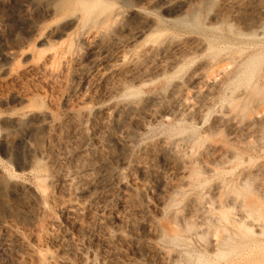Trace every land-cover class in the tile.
<instances>
[{"label":"rangeland","instance_id":"obj_1","mask_svg":"<svg viewBox=\"0 0 264 264\" xmlns=\"http://www.w3.org/2000/svg\"><path fill=\"white\" fill-rule=\"evenodd\" d=\"M76 1L0 0V186H6V190L0 189L4 197H0V264H236L238 254L218 257L220 250L211 243L215 231L223 227L228 237L231 234L230 238L240 241L241 226L236 218L243 216L242 208L246 224L264 219L262 212H247L250 206L256 209L264 204V47L246 50L210 101L201 124L197 118H189L183 104L173 101L191 96L190 76L201 65L220 64L228 52L215 46L208 53L189 55L191 59L185 58L180 68L169 69L162 56L152 55L150 50L174 36L180 38L172 39L184 38L176 30L175 17L191 20L198 13L206 27L221 8L220 0H184L180 9L168 10L161 7V0H100L92 17L80 21L77 16L82 9ZM261 3L264 0H243L234 17L226 16L223 34L244 41L239 32H246L249 24L242 21L252 20ZM136 5L145 12L134 10ZM102 7V12L106 8L104 14L99 10ZM103 18L108 20L101 28ZM151 23L158 28L138 39L124 29ZM99 27L108 32L100 33ZM162 29L165 35L157 36ZM62 30L66 33L58 36ZM106 46L109 51L103 54ZM97 54L104 58L95 65L92 61ZM250 58L258 59V64L253 82L245 85L238 72ZM151 100H157L156 106ZM130 104L144 108L142 118L129 114ZM163 109L167 118H155V112ZM43 112L54 117L51 128L41 132L38 141L50 162L31 168L12 147L30 121ZM137 118H141L140 124ZM77 124L83 131L76 143L67 146V154L77 157L80 168L92 159L96 167L100 164L92 172L95 183L101 181L102 172L111 181L110 187L92 198L78 194L84 185L74 184L70 177L62 179L55 163L62 154V141ZM81 140L88 144L81 145ZM83 151H87L86 157ZM178 153L184 161L170 165L167 156ZM110 171L114 173L108 175ZM190 171L199 176L191 177ZM18 184L28 186L25 200L15 196ZM206 204L215 209L209 213L212 221L207 229L199 226L198 218L202 214L199 208ZM74 206L76 213L69 209ZM190 222L199 224L197 232L184 229ZM213 227L219 229L212 235ZM177 232L181 242L159 236L172 237ZM247 240L252 241V236ZM244 250L240 248L238 253H249V247ZM208 258L211 263H206Z\"/></svg>","mask_w":264,"mask_h":264},{"label":"bare ground","instance_id":"obj_2","mask_svg":"<svg viewBox=\"0 0 264 264\" xmlns=\"http://www.w3.org/2000/svg\"><path fill=\"white\" fill-rule=\"evenodd\" d=\"M102 1V0H101ZM100 0H77L75 3H79V6L81 7L82 11L80 12L81 14L77 17H80L79 21L81 20V18H89V17H92L91 14H93V10L97 7L98 9V6L100 7V3H102ZM118 1V0H117ZM200 1V0H199ZM202 1V0H201ZM221 1V8L215 13V15L213 16L212 20L209 21L208 25L205 27L203 26L202 22L200 21L199 19V16L197 14H194L193 13V16L192 18H190L191 20H188L186 19V17L184 16H181V17H175L173 19V21L175 23H177L179 25L178 28H176V30H178L179 33H181L182 35H184V38L181 37V39L179 40H176L177 38H180L179 36L178 37H172V38H176V39H168L164 42L163 45L161 46H157L156 45H153V47L151 48L150 50V53L153 55L155 53H158L159 55L162 56L163 58V62L166 64L167 67H169V69H173V68H177L179 67V65L184 62L183 60L186 58V59H191V58H187L189 55H193L195 54L196 52H201V53H205L208 51L210 52L215 46H220L222 48H224L225 51L228 52V54L226 55L225 59L223 60V62H221L220 64L218 62H216L217 64L213 65L212 63H206L203 62V65L204 66H200L195 72H194V75L193 77L191 78L190 76V79L192 80V83H193V87H194V90L191 89V96H186L183 100L182 99H176L174 100L173 102L177 103V104H183L184 105V111L185 113H187V115H189V118L191 117H195L197 118L200 122L202 121L203 122V118L205 117V113L206 111H208L207 109V106L209 105L210 101L212 99H214V97L217 95L216 92L217 90L220 89V86L222 84L223 85V82L224 80H226L227 76L230 75V73L232 72L233 69H235V65L241 61L243 55L245 54L246 50L249 49V50H258L262 47H264V5L263 3H261L262 5L259 4L260 8H259V11H258V8L256 9L258 12L256 14V16L250 20L249 22L248 21H242L243 24L245 25H248L249 24V28L248 30H246V32L243 33V31L239 32V36H241L242 39H244V41H240V40H235L231 37H228V36H225L222 32V25L224 23H227V22H224L226 16H233V13L235 11V9L238 7V5L243 1V0H220ZM108 2V1H107ZM110 2V0H109ZM150 2V1H149ZM148 2V3H149ZM182 2H184V0H161V7L165 10H168V9H174V7H176V9H180V4H182ZM195 2V1H194ZM112 3H114V1L112 0ZM200 3V2H199ZM202 3V2H201ZM111 4V3H109ZM105 5V4H104ZM103 5V6H104ZM195 5V4H194ZM254 5V4H253ZM77 6V4H76ZM106 6V5H105ZM137 6V5H136ZM196 7V6H194ZM241 7V6H240ZM243 7V5H242ZM258 7V6H257ZM159 8V7H158ZM102 8H100L99 10H101V13L104 14V10L106 9L104 7V10L102 12ZM134 10H137V11H141L143 12L144 9L142 7H133ZM198 9V8H197ZM245 9V7H244ZM49 10V11H48ZM47 11L50 12L52 9L49 8ZM239 10V9H238ZM73 11V10H72ZM78 11V10H76ZM254 11V14H255V10ZM145 12V11H144ZM198 12V11H197ZM46 13V12H45ZM152 13V12H151ZM237 14V12L235 13ZM234 14V15H235ZM247 14V13H246ZM71 15V14H69ZM74 16V15H73ZM76 16V15H75ZM95 16V15H94ZM101 16V15H100ZM103 16V15H102ZM76 17V18H77ZM108 17V16H107ZM120 17V15H119ZM118 17V18H119ZM234 17V16H233ZM245 17V16H244ZM97 18V17H95ZM110 18V17H109ZM116 18V16H115ZM98 19V18H97ZM249 19V18H248ZM77 21V19H75ZM83 20V19H82ZM95 20V19H94ZM107 18H103V20L99 21V26L102 28L104 25H106L107 23ZM74 21V19H73ZM116 21V20H114ZM93 22V21H92ZM110 22V21H109ZM160 22V21H158ZM75 23V21H74ZM87 23V22H86ZM167 23V22H165ZM98 24V22L96 23ZM73 25V24H72ZM103 25V26H102ZM157 23H151V25H147V26H142L140 28H134V27H131V26H126L124 29L127 30L129 32V34H131L132 36H130L131 38L133 39H138V37H145L147 36L148 34H152V32L154 31V28H158L157 27ZM162 25V24H161ZM166 25V24H165ZM206 25V24H205ZM232 25V24H231ZM168 26V24L166 25ZM229 26V25H228ZM100 27L98 28L99 29V32L102 33L103 29H100ZM163 27V25H162ZM231 27V26H230ZM69 28V27H68ZM71 28V27H70ZM106 28V27H104ZM166 29V28H165ZM168 29V28H167ZM233 29V28H232ZM68 30V29H67ZM108 30V29H107ZM228 30V29H227ZM226 30V31H227ZM231 31V29H229ZM235 30V29H234ZM239 30V29H238ZM122 31V30H121ZM159 31L158 32V35L157 36H162V35H165L164 33L166 32L165 30H157ZM105 32V30L103 31V33ZM108 31H106L105 33H107ZM66 32L64 30L60 31L58 33V36H62L63 34H65ZM102 33V34H103ZM227 33V32H226ZM233 33V32H232ZM235 33V32H234ZM238 33V31L236 32ZM57 34V33H56ZM99 34V33H98ZM157 34V33H156ZM154 35V34H153ZM101 36V35H100ZM105 36V35H104ZM108 36V35H107ZM156 36V37H157ZM239 36H237L236 38H238ZM151 37V36H150ZM233 37V36H232ZM58 38V37H57ZM150 39V38H148ZM159 39V38H158ZM240 39V38H239ZM108 40V39H107ZM162 40V39H161ZM160 40V41H161ZM115 41V40H114ZM152 44L155 42L154 40H152ZM49 42V41H48ZM116 42V41H115ZM157 42V40H156ZM103 43V41H102ZM109 43V42H107ZM113 43V41H112ZM160 43V42H159ZM104 44H105V41H104ZM151 44V43H149ZM162 44V43H161ZM116 45V43H115ZM113 47V46H112ZM150 49V48H149ZM264 49V48H263ZM112 50V49H111ZM109 51V46H106V49H105V53H107ZM147 52V51H146ZM213 52V51H212ZM97 53V52H96ZM10 54V53H9ZM103 54L100 55V54H97L96 57L93 58V64L96 65V63H98L99 61H103ZM148 54V53H147ZM157 54V56H158ZM8 53L5 54V56H7ZM146 55V54H145ZM10 56V55H9ZM148 56V55H146ZM194 56V55H193ZM192 56V57H193ZM120 57V56H119ZM118 57V58H119ZM124 58V56H121ZM155 57V55H154ZM190 57V56H189ZM9 58V57H8ZM149 58H152L151 56H149ZM157 58V57H156ZM160 58V57H159ZM120 59V58H119ZM158 59V58H157ZM123 60V59H121ZM153 60V58H152ZM162 60V59H161ZM160 60V61H161ZM217 60V59H216ZM105 61V60H104ZM124 61V60H123ZM146 61V60H145ZM158 61V60H157ZM187 61V60H186ZM212 61V60H211ZM210 61V62H211ZM215 61V60H213ZM122 62V61H121ZM155 62V61H154ZM153 61H148L147 63H154ZM209 62V61H207ZM258 62V59H255V58H250L248 61L242 63V68H241V71L238 72V77L240 78L241 81H243L245 83V85H251V83L253 82V79H254V75H255V72H256V66H257V63ZM159 64V62H158ZM163 63H161L160 65L162 66ZM159 65V66H160ZM107 66H110L109 63H107ZM144 66V65H143ZM164 66V65H163ZM181 66V65H180ZM167 67H163L165 68V70H167L168 68ZM171 67V68H170ZM111 68V67H110ZM142 68V67H141ZM144 68V67H143ZM160 68V67H159ZM167 68V69H166ZM180 68V67H179ZM107 69V68H106ZM137 69V68H136ZM156 69V68H155ZM178 69V68H177ZM151 70V69H150ZM160 70V69H158ZM157 70V71H158ZM107 71V70H106ZM153 71V70H152ZM156 71V72H157ZM135 72V71H134ZM154 72V71H153ZM152 72V73H153ZM165 72V71H164ZM151 73V72H150ZM134 74V73H133ZM158 74V73H157ZM155 74V75H157ZM162 74V73H161ZM140 75V74H139ZM142 75V73H141ZM154 75V74H153ZM192 75V74H191ZM137 76V75H134V77ZM147 76V75H146ZM164 76V75H163ZM162 76V77H163ZM138 77V76H137ZM144 77H142V79L144 80ZM139 78V77H138ZM130 79V78H129ZM128 79V80H129ZM134 80V79H133ZM139 81V80H138ZM145 82H147L145 80ZM139 83H143L142 81L139 82ZM191 83V84H192ZM226 83V82H225ZM224 83V84H225ZM250 87V86H249ZM222 89V88H221ZM255 90V89H254ZM175 93V91H174ZM218 93V92H217ZM175 95V94H174ZM172 94V98L174 96ZM111 96V95H110ZM176 98V96H175ZM243 98V97H242ZM174 99V98H173ZM172 99V100H173ZM193 99V100H192ZM152 101V100H151ZM157 103V100H153L152 101V104L155 105ZM212 103V101H211ZM210 103V104H211ZM241 103V102H240ZM151 105V104H150ZM239 105V104H238ZM156 106V105H155ZM181 106V105H180ZM240 106V105H239ZM243 106V105H242ZM141 107V106H140ZM157 108V107H156ZM146 109H148L146 107ZM145 109V110H146ZM153 109V108H152ZM155 109V108H154ZM153 109V110H154ZM244 109V107L242 108ZM127 110L129 111V114L132 113V114H137L138 116H141L142 118V110H144V108H139V107H136L135 104L134 105H131L128 106ZM156 110V109H155ZM158 110V109H157ZM168 110V109H167ZM151 111V110H150ZM240 111V110H239ZM48 112V111H47ZM47 112H43V113H40L39 115H36L34 117H36L35 119H32L27 127V129L25 130L24 134L22 137L18 138V140L14 142L13 144V149H14V152L17 153V155H21L22 156V159H25V162L26 164L33 168L35 165L39 164V163H49L50 162V159H49V156L48 154L43 150V148L40 146L39 144V137H40V133L47 130V129H50L51 126H52V123H53V119L54 117L52 118V116L47 113ZM149 111H147L148 113ZM244 112V110L242 111V113ZM127 113V111L125 112ZM150 113V112H149ZM156 114H154L156 117L155 118H164L166 116V110H161L159 111L158 113L155 112ZM146 114V113H145ZM144 114V115H145ZM76 116V115H75ZM152 116V114H151ZM150 116V117H151ZM32 117V116H31ZM74 117V116H73ZM147 117V116H146ZM149 117V118H150ZM153 117V116H152ZM141 118H137L136 122L137 123H141L142 120ZM145 118V117H144ZM167 118V116H166ZM190 118V119H191ZM224 118V117H223ZM77 119V118H76ZM82 119V118H81ZM147 120V119H146ZM197 120V121H198ZM145 121H143L144 123ZM201 122V124H202ZM143 123L141 126H143ZM199 123V122H198ZM58 124V123H56ZM147 124V123H146ZM78 125V124H77ZM82 125V124H81ZM55 126V125H53ZM56 127V126H55ZM145 126H143L142 128H144ZM253 127V126H252ZM101 128V127H100ZM103 128V127H102ZM73 129V128H72ZM85 129V128H84ZM74 130V129H73ZM100 130V129H99ZM83 131V128L82 126L78 125L76 127V130L72 131L71 134H69V136L64 140L62 141L63 144L61 145V155L58 156V158H55V163L59 164L58 168L60 169V171H58V175H61L63 176L62 179L66 178V177H70L72 181H75L76 183L74 184H77V185H81L83 187L79 188L78 190V194H81L82 195H85L87 196L88 198H92V195H96V194H99L102 192V190H104L105 187L111 185V181H110V178L107 177V172L105 170L106 173L102 172L99 174V176H101L102 178H100V182L99 183H95L93 177H92V172L95 168H98L100 167L98 165V167H96V163L93 162V159H92V162L89 163V160H88V163L89 164H86L85 167L83 168H80L78 166V160L76 159L77 157H75V155H70L72 153H69L67 154V146H69L70 143H73L79 139V135L81 134V132ZM101 131V130H100ZM45 133H47L45 131ZM85 135V133L83 134ZM47 137V135H46ZM17 138V137H16ZM41 138V137H40ZM14 141V139H13ZM81 145L83 144H88L87 142H85V140H81ZM61 142V143H62ZM85 144V145H86ZM76 145V144H75ZM59 149V148H58ZM70 149V148H69ZM208 150L210 149H207V152ZM80 151V150H78ZM165 151V150H164ZM87 152V151H85ZM85 152L83 151V153L85 154ZM90 152V151H89ZM170 152V151H169ZM211 152V151H210ZM82 153V152H80ZM173 153V151H172ZM171 153V154H172ZM209 153V152H208ZM179 154V153H178ZM49 155H51V153H49ZM94 155V154H93ZM82 156V155H80ZM85 157L87 156L86 154L84 155ZM91 156H92V153H91ZM179 155H177L176 157L173 156H167L168 159H169V164L171 165V163L173 162H182L184 161L183 158L184 157H179ZM52 157V156H51ZM190 157V156H189ZM90 158V157H89ZM87 159V158H86ZM96 161H99L97 158H95ZM193 159V158H192ZM195 159V158H194ZM193 159V160H194ZM196 160V159H195ZM53 162V160H51ZM95 161V162H96ZM198 161V160H197ZM24 162V160H23ZM51 162V163H52ZM78 162V163H77ZM193 162H196V161H193ZM191 162V164L193 163ZM101 163V162H100ZM172 163V165H173ZM203 163V162H202ZM98 164V162H97ZM102 164V163H101ZM205 164V163H204ZM206 164H208L206 162ZM52 165L56 166V164L52 163ZM41 166V165H40ZM107 166V165H106ZM211 166V165H210ZM36 167V166H35ZM38 167V165H37ZM47 167V166H46ZM103 167H104V164H103ZM182 167V165H181ZM179 167V168H181ZM206 168V167H205ZM207 168L211 171L212 168L210 169V167L207 165ZM206 168V169H207ZM96 170V169H95ZM108 170V169H107ZM181 170H183V167L181 168ZM98 172V171H97ZM183 172V171H182ZM57 173V172H56ZM68 173V175H66ZM95 173V172H94ZM99 173V172H98ZM97 173V174H98ZM114 172L113 171H110L108 173V175H112ZM193 173V171H192ZM191 171H190V175L191 177H197L199 176V174H195V171H194V174L192 175ZM196 173H199L196 171ZM57 175V176H58ZM114 176V175H113ZM92 177V179H91ZM187 178V177H186ZM189 178V177H188ZM187 178V179H188ZM67 179V178H66ZM69 179V178H68ZM189 180V179H188ZM69 183V181H66ZM188 182V181H187ZM189 183V182H188ZM186 183L187 185H190ZM4 184V183H3ZM2 184V185H3ZM71 184V182H70ZM185 184V182H184ZM192 184V183H191ZM19 185V184H18ZM17 185V186H18ZM8 187V186H7ZM4 189L6 190V186L4 188V185L3 187L0 186V189ZM77 188V187H76ZM27 189H28V186H23V185H19L18 188H17V191H16V194L15 196L17 197V200H25V193L27 192ZM3 190V192H5ZM11 190H13L11 188ZM15 191V190H13ZM7 192V191H6ZM5 192V194H6ZM29 192V191H28ZM27 192V193H28ZM12 193V192H11ZM4 194V193H3ZM13 194V195H14ZM7 196V195H6ZM84 196V197H85ZM1 197V196H0ZM29 197V196H28ZM2 199L4 197H1ZM6 198V197H5ZM25 198V199H24ZM11 199V198H10ZM33 200V198H32ZM12 201V199H11ZM222 202V199L219 200V202ZM224 201V200H223ZM1 202V201H0ZM21 202V201H20ZM25 203L27 202L28 203V199L27 201H24ZM23 201L21 203H24ZM5 203V202H4ZM24 203V204H25ZM26 203V204H27ZM30 203V202H29ZM209 203V202H207ZM223 203V202H222ZM5 204H9V201L8 203L6 202ZM11 204V202H10ZM211 204V202L209 203ZM209 204H206L208 206L206 207H203L201 206L199 209V211L196 209V207L194 208V210H197L195 211V214L196 213H202L201 216H199V214H197V216H199L198 218H201V224H195L194 222H190V223H185L184 224V229L186 231H193V230H196L197 228H200L199 226H203L205 227L206 226V229H207V226H209V223H211L212 219H211V215L209 216V213H212L215 209L209 207L210 205ZM18 205V204H17ZM213 205L215 206V204L213 203ZM211 205V206H213ZM225 205V204H224ZM262 207L260 208H256L254 209L253 206H250L247 208V212H249V214H258V213H261L262 212V216L264 218V204L261 205ZM203 207V209H201ZM226 207H228L226 205ZM224 207V208H226ZM11 208H14L11 206ZM223 207H221L220 210H222ZM223 208V209H224ZM69 209L72 210L73 213H76L77 212V208L76 206L74 207H70ZM246 209V208H245ZM193 210V212H194ZM220 210L217 209L218 212H220ZM216 211V212H217ZM241 211V212H240ZM239 212L242 213V215L244 216V209L242 208ZM237 213V214H240V213ZM226 214L228 212H225ZM194 214V213H193ZM221 214V213H220ZM219 214V215H220ZM250 214V215H251ZM217 215V216H219ZM236 215V214H235ZM234 215V216H235ZM240 214V216H242ZM246 215V214H245ZM213 216V215H212ZM224 214H223V218H224ZM238 216V215H237ZM238 216V218L235 217H232L233 218H236L237 222H239L240 224V230L241 232L239 233L238 235V239L240 240L239 242L237 241H234L232 238H230V235L229 237L226 235V232L225 228H218L219 230H224V232H221V231H215L214 229L217 230V228H214L213 227V231H212V235L215 231V235L213 236V244L211 243V245H215L217 247V249H219L220 251H218V254L217 256H221L222 258H226L229 254L232 256L234 253V255L238 254L240 258L236 264H264V219L261 221V222H258V223H253V220L251 222H248V219L246 220V222H248L247 224L245 223V218H243ZM214 217H216L214 215ZM222 217V214L221 216ZM228 217H230L228 215ZM228 217H225L228 218ZM246 217V216H245ZM250 217V216H249ZM219 218V217H217ZM252 218V217H250ZM221 219V218H219ZM224 219V220H225ZM229 219V218H228ZM254 219V218H253ZM235 220V219H233ZM251 220V219H250ZM260 220V219H258ZM257 220V221H258ZM220 223V222H219ZM230 223V222H229ZM233 223V222H232ZM251 223V224H249ZM238 224V225H239ZM199 225V226H198ZM226 225V224H224ZM230 225V224H229ZM198 226V227H197ZM212 226L213 223H212ZM218 226V225H217ZM220 226V225H219ZM237 226V225H236ZM210 227V226H209ZM222 227V226H220ZM233 228V226H232ZM235 228V227H234ZM233 228V229H234ZM175 229V228H174ZM209 229V228H208ZM178 230V229H177ZM201 230V229H199ZM205 230V229H204ZM211 230V229H210ZM203 231V230H202ZM233 231V230H232ZM160 232V230H159ZM163 232V231H162ZM181 232V231H180ZM197 232V230H196ZM226 232V233H225ZM174 233V232H172ZM176 233V232H175ZM174 233V234H175ZM178 234L175 235V236H172V237H165L164 236V233H160L159 236H161L163 239H167L168 241L170 242H181V237L178 236L179 235V232H177ZM200 233V232H199ZM207 234V232H205ZM230 233V232H229ZM173 234V235H174ZM234 236V235H233ZM251 237L252 236V241L248 242L247 240V237ZM160 237V238H161ZM235 237V236H234ZM161 238V239H162ZM206 238V237H205ZM212 247V246H211ZM249 247V253L247 254H244V255H240L238 252V249H244L246 250V248ZM215 249V248H214ZM213 249V251H214ZM237 250V251H236ZM244 250V251H245ZM241 252V251H240ZM247 252V251H246ZM245 253V252H244ZM212 254V253H211ZM215 254V252H214ZM237 255V256H238ZM202 257L204 258V256L202 255ZM208 257V256H206ZM210 257V256H209ZM216 257V258H218ZM205 259V258H204ZM227 259V258H226ZM233 259V258H232ZM206 260V259H205ZM209 258L208 260L206 261L209 262ZM228 261V260H227ZM236 261V260H235ZM202 262V260H201ZM211 263V261H210ZM219 263V262H218ZM201 264V263H200ZM203 264V263H202ZM226 264V262H225Z\"/></svg>","mask_w":264,"mask_h":264}]
</instances>
